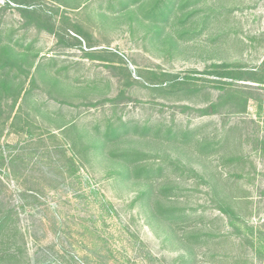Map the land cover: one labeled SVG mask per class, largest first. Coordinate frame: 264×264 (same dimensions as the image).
<instances>
[{
    "label": "rangeland",
    "instance_id": "1",
    "mask_svg": "<svg viewBox=\"0 0 264 264\" xmlns=\"http://www.w3.org/2000/svg\"><path fill=\"white\" fill-rule=\"evenodd\" d=\"M263 61L264 0H0V264H264Z\"/></svg>",
    "mask_w": 264,
    "mask_h": 264
},
{
    "label": "trees",
    "instance_id": "2",
    "mask_svg": "<svg viewBox=\"0 0 264 264\" xmlns=\"http://www.w3.org/2000/svg\"><path fill=\"white\" fill-rule=\"evenodd\" d=\"M19 5H27L30 4L32 2H35L37 0H15ZM20 10L22 12H24L26 15H29L31 18L35 19V15L38 14V12L36 11H29V10H25L24 8H20ZM50 33L54 34V35H58V33H56V29L54 27H52V25H47L45 27ZM77 33L80 36H84L86 35L84 33V31L79 28ZM212 71H211V75H213L216 79V83H219L220 85L222 84H228L229 82H231L232 80H236V81H245V73L241 72V71H237V66L235 65H231V64H216L213 65L211 67ZM257 72L263 77L264 80V61L262 62L261 66L257 69ZM260 84H264V81L258 82ZM171 87L172 90L171 92H175V93H179V92H195L197 90H192L191 88V78L189 77H185L184 79H180L178 76L173 78V82L171 83ZM196 89V88H195ZM218 105H213L211 106L209 109H205L204 111H202V114L204 115H212L217 111ZM116 138V137H114ZM185 138L189 140L190 138V133L186 132L185 133ZM152 156L148 155L146 153H141L138 151H123L120 153H112V158L115 160H118L121 163H124L125 167H135V173H136V177L139 178H147L150 179L153 176L156 175H162L163 174V167H158V169L154 168V166H151L149 164H142L141 160H146V159H150ZM169 162V159L166 158L164 160V162ZM136 165V166H134ZM170 165L173 166V170L174 171H181V173H184L185 169L184 167H181L180 163L170 160ZM137 168V169H136ZM154 169L156 171H154ZM189 173L191 175H194L195 177L199 178L201 182H205L204 178L200 175H198L194 170H188ZM163 194L168 195L170 192V188H165L161 191ZM218 209L219 211H221L222 213H225L227 215H231L234 216L235 215V211L232 207H228L225 206L221 203H218ZM158 213L162 216V218L166 217L167 214H171L172 211L167 210L165 213L161 210H158ZM236 216V215H235ZM2 224H0V229H2ZM200 240V236H192L189 238V240Z\"/></svg>",
    "mask_w": 264,
    "mask_h": 264
}]
</instances>
